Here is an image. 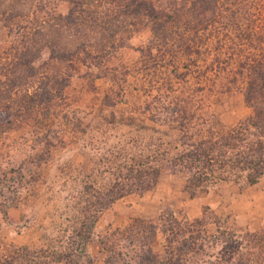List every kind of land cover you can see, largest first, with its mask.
<instances>
[{"label":"rangeland","instance_id":"374dc122","mask_svg":"<svg viewBox=\"0 0 264 264\" xmlns=\"http://www.w3.org/2000/svg\"><path fill=\"white\" fill-rule=\"evenodd\" d=\"M148 2L160 13L179 9L178 24L155 35L150 28L156 21L144 18L139 31L122 41L80 53L86 60L80 67L50 58L48 51H34L42 42L38 38L7 37V30L0 29V264H24L21 250L45 248L44 232L65 240L59 231L70 225L72 198L84 182L104 193L112 189L113 196L123 193L97 215L86 244L89 264H110L106 256L130 253V241L137 253L149 248L162 254L166 244L158 219L193 224L195 238L208 236L201 256L188 255L186 264L214 261L220 247L206 249L214 237L227 233L240 239L263 229L264 176L255 185L219 181L192 192L185 188L192 169L174 159L191 131L179 133L182 118L210 133L246 124L252 109L244 101L239 66L219 50L218 45L225 46L219 35L208 38L215 30L199 25L201 15L184 17L183 1ZM248 2L264 5V0ZM54 3L46 6L50 12L66 14L65 3ZM218 6L228 13L221 1ZM31 10V18L53 16L36 5ZM37 25L30 21L28 31ZM64 34L52 32L43 43L51 42L58 51L57 40L65 41ZM26 50L40 59L36 67L19 66ZM75 66L80 73L73 72ZM125 165L143 170L144 186H128L134 172ZM150 166L158 169L157 176L149 173ZM138 221L146 226L136 227ZM149 222L157 229L145 245ZM114 259L121 264L117 255Z\"/></svg>","mask_w":264,"mask_h":264},{"label":"trees","instance_id":"16d2710c","mask_svg":"<svg viewBox=\"0 0 264 264\" xmlns=\"http://www.w3.org/2000/svg\"><path fill=\"white\" fill-rule=\"evenodd\" d=\"M40 1L0 0V29L7 30V37L21 35L26 39L27 37L38 38V41H42L39 48H34L36 42L33 41L30 51L33 50L32 48L40 53L48 51L51 54H49L50 58L56 59V56L61 60L63 58L70 66L77 63L80 67L81 62H86L83 56L87 55L88 49H93L97 45L103 46V48L108 44L114 45L115 41H122L126 35H131L133 31L138 32V28H140L138 25L144 18H152L159 22L153 21L154 25L150 28L155 35H162L172 30V26L174 27V24H178L180 20L179 9L170 7L166 10L167 12L160 13L154 11L148 0H45L38 6ZM54 1L67 5L66 14L50 12V7L55 4ZM181 1L185 5L180 10L186 19L192 15H201V21L204 23L199 25L203 27L207 25V29L215 30L213 35H208V38L215 39L219 35L220 40L224 41L225 46L222 48L218 45V48L227 60L234 59L239 66L237 73L243 78L244 101L252 109V115L245 125H240L226 133L218 131L210 133L200 128H193V123L191 125L188 120L187 123H183L184 118H182L178 128L179 133H183L187 129L191 131L187 134L188 141L179 145L180 150L174 159L180 165L193 171L187 179L185 188L195 192V190L214 184V182L229 180L255 185L264 176V5L263 3L251 5L248 4V0ZM220 1L225 5L228 13L220 11L221 7L218 6ZM34 5L38 7L39 11H48L53 16L40 19L37 15L35 18H31L29 12L32 11ZM47 5L50 7H46ZM228 6H238V9L232 11L228 9ZM249 7H253V9ZM258 8L259 13L257 12ZM225 9L223 8L224 11H226ZM162 17H166V20L161 21ZM30 21L38 23L33 31L27 29ZM188 23L185 20L184 27H187ZM217 26L221 30L217 31ZM22 29L25 33L27 30L26 36H24L25 33H22ZM52 32L57 34L61 32L62 35L66 33L63 36L65 41L57 40L58 51L52 50L51 42L47 45L42 40L44 36ZM49 40L53 42L55 39L51 37ZM27 52V50L23 51L21 58L24 59V62L21 61L19 66L24 69L36 67L35 64L40 59L38 60L31 52L29 54ZM102 52L100 55L103 54ZM80 53L86 54L80 57ZM227 60L225 61L227 62ZM75 68L74 71H70L80 73L81 68L76 66ZM6 124L9 125V122ZM195 124L198 123L195 121ZM179 138L181 140L180 136ZM126 168H130V170ZM126 168L118 166L116 170L134 172V174L132 173L134 180L128 186H134L133 183L139 187L145 185L143 177L146 174L142 175L143 170L139 166L137 168L126 166ZM148 169L152 177L158 175L156 167L154 169L153 166H150ZM80 190L72 198L74 200L71 202L73 215L66 219L70 225L67 229L59 231L65 240L60 237L55 239L53 235L44 232L47 246L33 251L23 248L21 255L24 264H48L49 261L89 264V261H84L86 244L97 223V215L108 206L113 198H118L123 193L113 196L112 189L108 193H104L103 188L99 189L89 182H84ZM110 196L113 197L108 199ZM144 223L138 221L135 224L136 227L146 226ZM158 224L166 244L162 254L154 255L149 248H144V250L141 248V252L137 253L129 239V243L132 244L129 247L130 253L122 254L117 251V254L108 255L106 256L108 263H119V259H114L115 255L120 258L121 264H186L189 261V259L186 260L188 255L191 258L199 254L201 256L200 250L204 248L209 238L205 235L195 238L193 224L188 225L187 222L182 224L174 221L163 223L161 219H158ZM147 226L148 234L142 236L146 240L145 245L152 242L154 237L151 238V236L156 234L157 229L150 222ZM53 230H55L54 227ZM101 245L107 248L109 243L102 242ZM218 247H220L218 257L214 261H210L209 264H264V227L261 231L246 234L240 239L234 235L223 233L221 239L214 237L206 249L209 253L210 249ZM176 251L178 253L175 255Z\"/></svg>","mask_w":264,"mask_h":264}]
</instances>
